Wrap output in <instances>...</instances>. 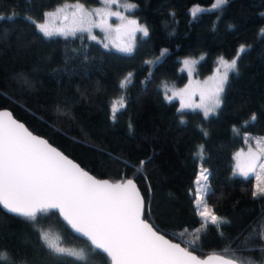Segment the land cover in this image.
Here are the masks:
<instances>
[{"label":"trees","instance_id":"1","mask_svg":"<svg viewBox=\"0 0 264 264\" xmlns=\"http://www.w3.org/2000/svg\"><path fill=\"white\" fill-rule=\"evenodd\" d=\"M129 1L137 4L132 13L148 29V36L138 34L132 53L77 37L42 39L24 19L40 21L45 11L66 2L94 8L99 0H0V15L16 14L12 21H0V108L10 109L33 133L98 178H135L146 203L151 197V213L145 219L185 246L182 241L192 239L200 226L189 190H194L202 165L211 173L214 190L208 203L229 223L219 231L210 225L196 254L236 249L264 222V198L251 195L254 176L233 175L232 168L233 153L264 134V37L259 35L264 0H228L196 18L190 9H211L214 0ZM242 44L251 47L230 73L215 114L204 118L199 110L178 111L177 100L163 97V91L188 79L180 71L182 56L204 55L196 71L204 77L218 56L231 58ZM164 49L167 53L157 61ZM128 72L134 73L133 83L122 92L118 84ZM121 95L126 108L113 121L110 105ZM199 145L204 147L203 159L195 155ZM141 160L146 161L143 169ZM41 226L63 246L88 253L84 239L70 234L58 220L42 221ZM185 228L183 238L173 235ZM38 247L29 224L0 208V251L18 261L31 259ZM247 248L237 255L264 264V240L253 236ZM36 258L41 264H57L47 253ZM89 264H103V257L89 253Z\"/></svg>","mask_w":264,"mask_h":264},{"label":"snow or ice","instance_id":"2","mask_svg":"<svg viewBox=\"0 0 264 264\" xmlns=\"http://www.w3.org/2000/svg\"><path fill=\"white\" fill-rule=\"evenodd\" d=\"M117 0H102L105 5L115 4ZM228 0H214L211 9L194 6L190 15L196 18L198 14L210 10L220 9ZM125 9L136 8L135 4H125ZM71 9V12L68 10ZM15 13L7 17L0 15V21L14 20ZM93 16L100 17L99 22ZM116 16L120 23L112 28L107 17ZM24 19L34 26L36 33L42 39L53 37H77L81 40L102 43L105 49L109 43L97 41L93 34L94 28H99L106 33V39L112 32L118 38L127 42L123 45L113 44L119 52L132 53L135 48L137 33L148 36L147 27L135 19H128L121 12H104L101 9L88 10L82 4L63 5L55 11L43 13V22L37 23L33 18L25 16ZM53 19H61V24L54 27ZM79 34V36H78ZM86 34V36H85ZM259 35L264 37V28L259 30ZM250 45H240L236 56L231 60L223 55L218 57L216 72L209 80L210 87L193 88L191 82L185 88L173 93L180 97V109H200L204 118L215 114L221 106L222 94L229 81L231 72L237 70L238 60L247 52ZM164 49L159 61L167 53ZM203 57H201V60ZM153 64V61H145ZM198 62L185 59L183 64L191 75ZM222 69V70H221ZM151 75V73H150ZM133 72H128L119 82L118 88L123 92L133 83ZM148 78H145L147 82ZM209 80L204 82L208 85ZM25 86L29 84L24 82ZM199 91V103L192 101V96ZM173 96H166L172 100ZM126 98L121 95L118 100L110 105L111 118L116 120L117 114L126 108ZM253 115L251 120H255ZM248 123V121H245ZM131 123L129 129L131 130ZM206 136L207 133L205 132ZM247 139V137H245ZM260 144V141L257 142ZM204 147L198 146L195 154L203 159ZM264 148L259 152L251 149L245 156L243 152L236 153V164L233 175L249 178L255 175V190L251 192L254 198H264ZM140 168L143 169L146 161L141 160ZM259 169V171L257 170ZM142 174V173H141ZM211 173L201 165L194 180L195 188L190 189L193 198L194 210L199 217L200 226L195 228L192 239L183 240L187 246L174 243L161 234L152 224L143 217L151 213V197L146 203L135 183V178H124L115 182L107 179L100 180L89 174L69 159L67 155L53 147L47 139L34 135L24 123L13 118L10 111H0V206L7 213L23 218L34 235L37 237L38 249L33 252L32 258L13 259L5 251H0V261L6 264H41L37 260V253H47L49 260H56L57 264H89V253L95 257H103V264H256L251 257L237 255L238 252L247 251L248 241L253 236L264 240V222L254 230L252 235L242 246L236 249L226 247L221 252L207 255H197L201 251L200 241L202 234L207 232L209 226H214L217 231L222 225L229 223L224 217L216 214L214 207L208 203V196L214 194L209 182ZM151 191L149 186V192ZM56 219L70 231L76 238H83L88 253L83 248H71L62 245L59 237L54 236L49 230L41 226V222ZM188 229L175 233L181 238ZM223 236V233H220ZM191 249V250H190ZM264 260V248L260 249Z\"/></svg>","mask_w":264,"mask_h":264},{"label":"rangeland","instance_id":"3","mask_svg":"<svg viewBox=\"0 0 264 264\" xmlns=\"http://www.w3.org/2000/svg\"><path fill=\"white\" fill-rule=\"evenodd\" d=\"M99 5L98 6H95L94 8H91V7H88L86 4H82L86 9L88 10H94V9H101L102 11L104 12H121L123 13L125 16L128 17V19H135L137 20L141 25L145 26L146 25L139 21V19L133 15V11L136 9H131V10H128V9H125L124 5L125 4H128V3H131V4H135L134 2H131L129 0H117V2L115 4H110V5H105L104 3H102V0H99ZM76 5V4H81V3H77V2H66V3H62L61 5L59 6H56L54 8H51V10H47L45 11L44 13L46 12H50V11H55V9L57 7H62L63 5ZM137 6V4H135ZM69 12H71V9L68 10ZM93 20L99 22L100 20V17H97V16H93ZM107 20H108V24H110L112 26V28H115L119 23V19L118 17L116 16H110V17H107ZM36 21V20H35ZM37 23H41L43 22V19H41L40 21H36ZM52 25L54 27H58L60 26L61 24V19H53L51 21ZM261 28H264V25L261 27ZM93 34L96 35L97 37V41H103V42H106V43H109V45L111 47H113L115 50H117L113 44V41L115 42V44H121L123 45L124 43H126L127 41L123 38H118L117 37V34L115 32H112L110 35H108V38L106 39V33L101 31V29L99 28H94L93 29ZM138 34L142 35V33H137L136 34V38L138 36ZM143 36V35H142ZM136 38H135V41H136ZM240 47V46H239ZM239 47L237 48L236 50V53L239 49ZM236 53L233 57L236 56ZM201 57L204 58V55H199V56H182L180 58V71H184L187 75H188V79L185 83H183V86H179V87H173L172 89H167L165 91H163V97L166 99V96H173V93L174 92H177L179 91L180 89H183L185 88L186 85H189V83L191 82L192 84V87L193 88H200V87H210L212 82L209 80V77H212L215 72H216V68L218 67V64H217V59L218 56L216 59H215V64H214V68L212 70V72H210V74L204 76V77H200L198 76V74H196V71H197V65L201 60ZM225 57V56H224ZM233 57L231 58H227L225 57L226 59L228 60H231ZM185 59H191V60H195L197 61L198 63L194 66V69L192 71V74L189 75L188 74V70L185 68L184 64H183V61ZM222 70V69H221ZM206 80H209V83L208 85H204V82ZM173 99L177 100L178 101V106H179V109H180V97L179 96H173L172 100H167V101H173ZM118 100V99H117ZM116 101V100H114ZM192 101L195 102V103H199V91H196V94L192 96ZM184 110H191V111H194V110H199L203 113L202 110L200 109H183L182 111ZM217 111V110H216ZM216 113V112H215ZM212 115V114H210ZM260 141V144H258L257 142ZM260 148H264V134H262L260 137H256L255 138V141L254 143H249L247 144L246 146L244 147H241L239 148V150H236L234 153H233V163H232V168L235 167V164H236V159H235V156H236V153L238 152H243V154L246 156L248 153H249V150L251 149L253 152H259L260 151ZM262 159H264V157H262ZM201 168V165L198 167V171L200 170ZM259 171V169H257ZM236 176H239V175H236ZM254 178H255V175L253 174ZM255 185H256V180H255ZM194 188H195V185H194Z\"/></svg>","mask_w":264,"mask_h":264},{"label":"water","instance_id":"4","mask_svg":"<svg viewBox=\"0 0 264 264\" xmlns=\"http://www.w3.org/2000/svg\"><path fill=\"white\" fill-rule=\"evenodd\" d=\"M4 110H7V111H10L11 112V110L10 109H8V108H4V107H2V108H0V111H4ZM13 118L14 119H16V120H18L19 122H21V123H23L22 121H20L17 117H15V115L13 114ZM25 124V123H24ZM25 126L29 129V127L25 124ZM30 130V129H29ZM31 131V130H30ZM34 135H38V136H40V137H42V138H44V139H47V138H45V137H43L42 135H40V134H37V133H33ZM48 140V139H47ZM49 141V140H48ZM49 143H50V141H49ZM51 144V143H50ZM52 146L53 147H55V148H57L59 151H61V152H63L60 148H58V147H56L54 144H52ZM64 153V152H63ZM65 154V153H64ZM65 155H67V154H65ZM68 157H69V159H72L75 163H77L70 155H67ZM78 164V163H77ZM80 165V167L81 168H83L85 171H87V172H89L88 170H86L81 164H79ZM89 174L90 175H92V176H94V177H96L97 179H100V180H104V179H107V180H109V181H112V182H115V181H118V180H121V179H124V178H129V177H126L124 174H123V176L121 177V178H119V179H117V180H114V179H109V178H104V177H101V178H98L97 176H95L94 174H92V173H90L89 172ZM135 183H136V181H135ZM136 185H137V187L139 188V186H138V183H136ZM139 190H140V188H139ZM140 193H141V190H140ZM141 195L143 196V193H141ZM144 197V196H143ZM0 208L2 209V210H4L3 208H2V206H0ZM6 213H7V211L6 210H4ZM10 214V213H9ZM11 215H13V214H11ZM15 216V215H14ZM144 219H145V216L143 217ZM147 220V219H146ZM148 221V223H150L151 224V222L149 221V220H147ZM153 227H154V225H153ZM155 228V227H154ZM158 230V229H157ZM158 231H160V230H158ZM160 233L161 234H164L162 231H160ZM166 238H168V239H170V240H172L174 243H181L180 241H177V240H173V239H171L169 236H167ZM81 239H83V238H81ZM181 246L182 247H185V245H183L182 243H181ZM211 253H213V252H211ZM218 253V252H217ZM208 254H210V253H208ZM207 255V254H206Z\"/></svg>","mask_w":264,"mask_h":264}]
</instances>
